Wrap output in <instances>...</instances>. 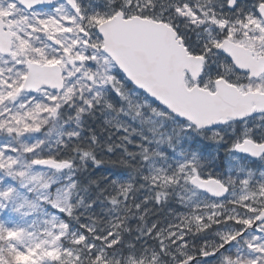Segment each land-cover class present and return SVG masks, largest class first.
<instances>
[{
  "label": "snow or ice",
  "instance_id": "snow-or-ice-1",
  "mask_svg": "<svg viewBox=\"0 0 264 264\" xmlns=\"http://www.w3.org/2000/svg\"><path fill=\"white\" fill-rule=\"evenodd\" d=\"M0 264H264V0H0Z\"/></svg>",
  "mask_w": 264,
  "mask_h": 264
},
{
  "label": "trees",
  "instance_id": "trees-1",
  "mask_svg": "<svg viewBox=\"0 0 264 264\" xmlns=\"http://www.w3.org/2000/svg\"><path fill=\"white\" fill-rule=\"evenodd\" d=\"M90 123H91V126L93 128H95L98 133H101L102 135H107L106 133L102 132V127H101V122L100 121H95V122H90ZM111 168H112L111 165H106L103 170L107 171V170H109ZM98 210H99V208H97V211Z\"/></svg>",
  "mask_w": 264,
  "mask_h": 264
},
{
  "label": "flooded vegetation",
  "instance_id": "flooded-vegetation-1",
  "mask_svg": "<svg viewBox=\"0 0 264 264\" xmlns=\"http://www.w3.org/2000/svg\"><path fill=\"white\" fill-rule=\"evenodd\" d=\"M221 153H223V150H221Z\"/></svg>",
  "mask_w": 264,
  "mask_h": 264
}]
</instances>
